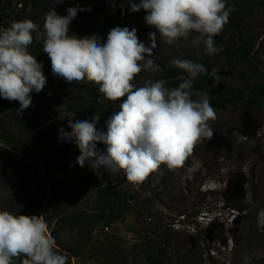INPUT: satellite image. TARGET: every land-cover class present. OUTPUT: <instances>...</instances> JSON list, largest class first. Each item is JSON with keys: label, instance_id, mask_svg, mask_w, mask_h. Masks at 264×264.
<instances>
[{"label": "rangeland", "instance_id": "1", "mask_svg": "<svg viewBox=\"0 0 264 264\" xmlns=\"http://www.w3.org/2000/svg\"><path fill=\"white\" fill-rule=\"evenodd\" d=\"M27 1L0 2V30L14 21L31 19L38 26L33 40L43 42L44 17L51 7L55 6L62 16L67 15L69 7L78 9L69 25L70 34H96L104 39V20L126 0H63L56 4L53 0ZM239 2L227 0L231 12ZM145 15L144 11L128 10L120 28H135L139 41L147 47L151 44L149 33L155 29L144 22ZM87 21L95 25L82 30L81 24ZM249 22L255 45L252 65L228 61L221 52L206 54L202 45L191 44L196 33L172 45L157 34L153 56L169 65L173 59L192 57L212 73L213 89L238 92L251 82L264 83V5L251 12ZM221 33L225 41L231 38L225 27ZM154 65L155 71L145 67L136 76V87L165 81L160 65ZM42 71L47 82L40 93H31L32 103L27 109L19 111V102L0 98L10 102L27 121L57 134L61 127L71 131L68 120L88 119L89 111L75 103L76 92L68 82L47 72L46 66ZM79 84L97 88L88 82ZM196 94L212 98L207 93ZM41 95L60 102L55 113L39 108L37 99ZM121 102L112 103L118 107ZM214 110L216 119L209 121L213 137L197 144L181 168L170 171L161 166L139 185L126 182L122 186L128 194L122 206L126 210L111 224L107 217H101L103 200L97 189L77 176L75 165L55 154L42 139L29 136L8 118V113H1L7 132L25 141L38 157L23 154L17 145L0 139V209L15 215L41 216L48 226V236L54 240V252L66 257L67 264H150L147 254L155 253L166 239L170 264H264V223L258 217L264 212V132L258 135L264 128V109L242 110L229 105ZM3 130L0 128V135L6 137ZM71 145L79 152L74 143ZM97 147L101 151L105 148L103 144ZM55 161L67 166L58 167ZM111 175L117 180L124 176L123 172Z\"/></svg>", "mask_w": 264, "mask_h": 264}, {"label": "clouds", "instance_id": "2", "mask_svg": "<svg viewBox=\"0 0 264 264\" xmlns=\"http://www.w3.org/2000/svg\"><path fill=\"white\" fill-rule=\"evenodd\" d=\"M63 0H53L61 3ZM130 10H143L144 22L155 29L149 33L150 46L139 41L136 29L113 27L102 40L98 35L79 37L70 34L69 25L78 9L69 7L59 15L55 6L45 14L43 51L51 61L52 73L72 83L95 84L106 100L119 103L105 121V130L97 127L98 115L90 119L68 120L71 131L59 129L60 139L79 149L77 163H87L99 175L123 172L128 182L139 185L166 166L181 168L194 153L197 144L213 137L209 121L216 112L206 95L191 97L194 81L208 69L189 59H173V67L187 74L176 88H167L163 79L144 86L133 84L147 67L156 70L153 49L156 37L172 45L181 39L203 46L208 55L223 51L214 37L229 22L227 0H129ZM37 24L31 19L14 21L0 30V97L18 101L19 111L32 103L31 93L43 90L47 77L42 63L29 51ZM145 62V63H141ZM215 73V69H213ZM219 81V77H216ZM264 132V128L258 135ZM103 144L101 151L97 145ZM264 223V212L258 214ZM41 216L15 215L0 209V264H12L14 257H28L24 264H67V258L54 252V240L47 234Z\"/></svg>", "mask_w": 264, "mask_h": 264}, {"label": "trees", "instance_id": "3", "mask_svg": "<svg viewBox=\"0 0 264 264\" xmlns=\"http://www.w3.org/2000/svg\"><path fill=\"white\" fill-rule=\"evenodd\" d=\"M3 0H0L2 2ZM13 0H7V3ZM23 2L24 0H20ZM237 9L231 12L229 17V22L224 26L231 33V38L227 41L224 40L222 33L220 32L214 37L216 45L223 48L221 51L222 55L228 61H242L252 65V56L254 53V40L251 32L249 17L251 12L264 5V0H239ZM27 0L25 3L27 4ZM135 3H139V0H133ZM63 3V2H62ZM67 6V3H64ZM130 10L129 0L120 3L117 9H114L104 20L101 26V33L106 39L108 32L113 27H120L122 20L124 19L126 12ZM131 11V10H130ZM143 10L139 11L142 12ZM95 23L87 21L81 24V29L86 30ZM102 39V40H104ZM29 51L31 54L35 55L38 62L42 63V66L47 67V72L51 73V61L46 52L43 51V42H36L29 46ZM155 63L159 64L162 68L163 75L165 78V86L168 88H176L182 82L179 80L180 77L186 78L187 74L182 70H179L166 62L160 61L154 56L151 57ZM185 59L192 60V57H186ZM212 73L208 70L205 76H199L193 83L192 87V99L197 100L201 96L196 94V92L207 93L212 96L209 100L211 106L214 109L224 110L229 105L234 108L247 110L249 108H263L264 109V83L262 82H251L245 85L240 91L232 92L224 89H213L211 85ZM174 80L168 83L167 80ZM67 82V81H66ZM71 87L76 92V97L74 101L79 106L85 108L89 111V118L93 115H98L100 120L97 127L105 130V121L109 118L111 114L118 111L119 108L114 106L109 100H106L99 93L98 88L91 86L89 84H79V83H69ZM40 93V92H39ZM38 106L43 108L47 112L55 113L56 108L60 106V102L56 99H49L44 95L38 96ZM18 103V101H15ZM8 113V118L15 124L23 127L29 136L34 138L42 139L49 147L52 148L55 154H61L64 156L65 160H69L75 165V171L77 176L83 177L89 185L97 189L99 197L103 200V208L101 211V217L108 218L109 224L114 223L116 220L122 218L123 205L127 203L128 194L122 190V186L128 182L125 175L122 179L117 180L115 175L106 174L104 168L99 169V175L93 171V169L85 163L84 167H81L76 161L79 156V152L75 150V147L71 145L70 142L66 140H61L60 134L55 131H51L41 124L32 123L25 120L21 115L13 109V105L10 102H6L0 98V114ZM80 120V119H77ZM0 128H3L7 132L6 127L3 126L0 120ZM0 139H5V141L11 145H17L19 151L23 154H28L30 157H38L37 152L32 149L25 141L21 138L8 133L4 137L0 135ZM54 165L58 167L65 168L67 163L55 161ZM108 215V216H107ZM167 242V239H166ZM166 242L159 245L156 248L155 253H148L147 259L150 264H170L168 254L166 251ZM28 259L26 256L14 257L12 264H24V261Z\"/></svg>", "mask_w": 264, "mask_h": 264}, {"label": "built area", "instance_id": "4", "mask_svg": "<svg viewBox=\"0 0 264 264\" xmlns=\"http://www.w3.org/2000/svg\"><path fill=\"white\" fill-rule=\"evenodd\" d=\"M2 98V97H1ZM3 99V98H2Z\"/></svg>", "mask_w": 264, "mask_h": 264}]
</instances>
